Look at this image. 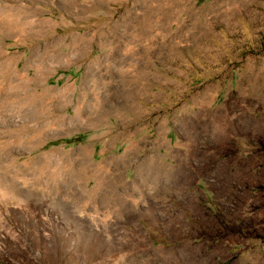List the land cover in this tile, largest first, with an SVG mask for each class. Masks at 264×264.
I'll list each match as a JSON object with an SVG mask.
<instances>
[{
    "label": "rangeland",
    "instance_id": "374dc122",
    "mask_svg": "<svg viewBox=\"0 0 264 264\" xmlns=\"http://www.w3.org/2000/svg\"><path fill=\"white\" fill-rule=\"evenodd\" d=\"M0 264H264V0H0Z\"/></svg>",
    "mask_w": 264,
    "mask_h": 264
},
{
    "label": "bare ground",
    "instance_id": "6f19581e",
    "mask_svg": "<svg viewBox=\"0 0 264 264\" xmlns=\"http://www.w3.org/2000/svg\"><path fill=\"white\" fill-rule=\"evenodd\" d=\"M2 75H3V79H7V77L10 75V72L7 71ZM58 170H60V172H57L58 177H61L62 179L67 180L70 176L74 178V181H80L81 178L84 176L83 174L89 173V168L87 169L85 163L81 161H77V160L76 161L68 160L63 165H61ZM97 180H98V186L96 187V189L101 191L103 190V187H104V179L102 176H98Z\"/></svg>",
    "mask_w": 264,
    "mask_h": 264
}]
</instances>
